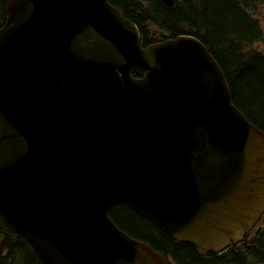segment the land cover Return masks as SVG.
Wrapping results in <instances>:
<instances>
[{
    "label": "water",
    "instance_id": "obj_1",
    "mask_svg": "<svg viewBox=\"0 0 264 264\" xmlns=\"http://www.w3.org/2000/svg\"><path fill=\"white\" fill-rule=\"evenodd\" d=\"M6 6L4 234L25 238L42 264H166L110 217L126 202L206 251L247 236L264 210V132L233 104L204 44L179 36L141 48L108 0Z\"/></svg>",
    "mask_w": 264,
    "mask_h": 264
},
{
    "label": "trees",
    "instance_id": "obj_2",
    "mask_svg": "<svg viewBox=\"0 0 264 264\" xmlns=\"http://www.w3.org/2000/svg\"><path fill=\"white\" fill-rule=\"evenodd\" d=\"M174 1L170 6L162 0H110L144 33V46L181 35L198 38L222 68L234 105L264 131V11L260 14L264 0ZM7 18L6 0H0V28ZM110 216L119 228L150 243L173 264H250L264 258V224L251 249L217 254L174 240L125 202L114 205ZM0 264L42 262L26 239L7 236L0 229Z\"/></svg>",
    "mask_w": 264,
    "mask_h": 264
},
{
    "label": "flooded vegetation",
    "instance_id": "obj_3",
    "mask_svg": "<svg viewBox=\"0 0 264 264\" xmlns=\"http://www.w3.org/2000/svg\"><path fill=\"white\" fill-rule=\"evenodd\" d=\"M247 248H250V247L248 246ZM262 260H263L262 262L259 260V262H255L253 264H264V258Z\"/></svg>",
    "mask_w": 264,
    "mask_h": 264
},
{
    "label": "rangeland",
    "instance_id": "obj_4",
    "mask_svg": "<svg viewBox=\"0 0 264 264\" xmlns=\"http://www.w3.org/2000/svg\"><path fill=\"white\" fill-rule=\"evenodd\" d=\"M263 10H264V7L261 8V11H263ZM261 19H262V22H263V24H264V18L261 17Z\"/></svg>",
    "mask_w": 264,
    "mask_h": 264
}]
</instances>
